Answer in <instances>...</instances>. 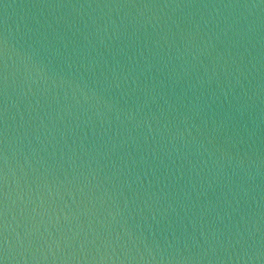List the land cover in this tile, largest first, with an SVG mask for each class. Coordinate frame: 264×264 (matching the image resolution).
<instances>
[{
  "label": "water",
  "instance_id": "95a60500",
  "mask_svg": "<svg viewBox=\"0 0 264 264\" xmlns=\"http://www.w3.org/2000/svg\"><path fill=\"white\" fill-rule=\"evenodd\" d=\"M0 264H264V0H0Z\"/></svg>",
  "mask_w": 264,
  "mask_h": 264
}]
</instances>
